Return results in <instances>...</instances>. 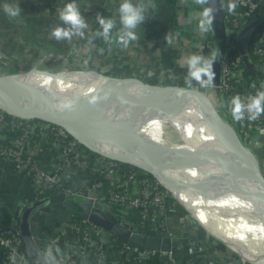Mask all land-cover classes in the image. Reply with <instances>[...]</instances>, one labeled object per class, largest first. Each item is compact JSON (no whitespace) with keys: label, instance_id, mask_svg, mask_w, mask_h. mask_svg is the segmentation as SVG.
Masks as SVG:
<instances>
[{"label":"crops","instance_id":"obj_1","mask_svg":"<svg viewBox=\"0 0 264 264\" xmlns=\"http://www.w3.org/2000/svg\"><path fill=\"white\" fill-rule=\"evenodd\" d=\"M16 2L22 10L21 15L19 18H9L3 10V3L0 1V51L2 52L0 57L6 61L10 57H17L18 53L21 52L20 56L30 58L28 61H20L16 67L23 68L25 66L38 65L46 71H54L61 68L62 64L69 65L72 60H80L78 53L72 52V50L82 52L81 47L90 49L89 55L81 56L82 58L89 61L90 57L93 56V62L95 60L100 61L99 57L104 54L105 50L108 51L109 47L106 49L103 43H99L100 45H98L96 50L95 46L98 43L93 46L88 45L92 31L94 28L100 27L97 23V13L105 18L115 19L117 21L116 27L120 28L118 8L122 0H76L88 27L83 30V37L76 35L70 41L63 40L67 44L65 50H54L51 43V38H53L51 32L62 22L59 19V11L62 9L63 3H60V0H17ZM132 2L135 4L139 0H132ZM153 2L156 8H149L146 13V20L136 29V34L139 38L131 41V47L127 48L124 53L121 52L120 45L115 42V35L118 29L114 30L112 34L114 48L110 49L111 53H114V65L123 66L125 70L128 69L132 72L124 76L137 77H140L139 74L141 73L139 72L145 75L153 74L154 66H157L159 68V73L157 74L159 83H163L162 80L165 74L170 72L175 79L181 81L180 85L188 86L185 76L186 69L180 65L183 63L184 58L193 52L205 54L198 47L204 40L211 42V47L213 50L215 49L212 46L214 34L217 32L214 21L213 30L207 34H201L197 28L201 9L195 5L194 0H153ZM195 7L199 9L195 12L198 15L192 16L193 8L195 9ZM243 8L246 10L248 6L246 5ZM177 23H180L179 26H176ZM46 24L51 25V29L46 36L43 33H41L40 37L35 34L34 36L33 33L35 32L25 28L29 26L34 28L42 27V25ZM183 25L192 29L193 33H191V36L189 35L185 38L181 33ZM167 33H171L175 37L172 44H168L165 40ZM226 35L225 27L224 37ZM2 43H13L15 49L11 55L5 52L1 46ZM36 43L40 45L38 48L35 45ZM185 43L186 46H184ZM31 48L35 51L34 56H31V51H33L30 50ZM57 55H60V58L55 57ZM46 57H49V60ZM249 61L251 62L250 58ZM102 64L110 65L108 63ZM194 84L197 83L194 82ZM207 88H203V90L207 91ZM221 100L222 96H220ZM223 112L226 115L225 108ZM5 130H13V128L4 129L0 131V134H11L9 133L11 131ZM247 138L250 143L260 142L263 145L261 148L264 147V137L253 134ZM36 143L35 145L33 141L30 142V145L34 146V155L37 162L45 167L59 165L69 190L77 189L78 193H80V196H78L67 192L68 197H76V199L93 198L101 201L110 207L112 211L120 212L126 220H128L127 217L130 218L132 215L138 217L136 224L143 229H139L134 224L139 231H152L147 224L141 225L139 223L141 217L138 209H135L134 213L128 216L124 211L126 207H119V204L114 203L108 205L109 203L99 199L102 193L113 186L111 180L103 176V166L108 160L98 156L89 166L87 165L88 162L82 165L77 164L75 161H72L74 162L72 163L60 158L58 144L52 138L43 137ZM90 185L93 186L91 187L93 195L90 197L81 194L80 191ZM81 186L85 187L81 189ZM36 196L33 182L17 169L11 160L0 157V226L8 227L10 220L14 216L17 217L20 212L22 203L30 201ZM118 208H122L120 209L121 211ZM159 216V227L157 230H161L163 234H171L178 238L177 246L172 248L167 258L161 257L158 251L143 255L138 250H125V244L117 241L116 237L106 231L101 236L93 234L94 239L103 241L105 247L98 254H94L92 249H86L82 259L83 264H254L248 259L246 261L245 257V259H240L233 250L227 247L224 241L212 232L210 233L206 226L201 224L176 197L168 199V205L161 209ZM67 223L68 217L64 212L54 213L53 211L40 215L33 220L32 224L40 226L37 236L43 250L50 241L56 239L58 241L57 246L61 250V254H63L65 249L74 242L68 231ZM193 242L196 244L194 248L191 246ZM0 264L19 263L9 262L3 250L0 249Z\"/></svg>","mask_w":264,"mask_h":264},{"label":"water","instance_id":"obj_2","mask_svg":"<svg viewBox=\"0 0 264 264\" xmlns=\"http://www.w3.org/2000/svg\"><path fill=\"white\" fill-rule=\"evenodd\" d=\"M209 6L216 10L214 18L216 31L224 37V7L220 0H209ZM259 21L260 19L249 21L236 34L237 49L247 65H250V61L243 45V38L246 32ZM211 50H213L211 42H208L203 48V52L207 56ZM33 69L39 70L38 68ZM213 70L214 79L218 80L220 60L213 64ZM89 71L93 75L82 92L77 95L70 94L71 102L64 101L62 106L57 107L38 103L21 84L12 78L11 73H0V109L20 118L37 119L59 126L88 148L90 156L98 154L103 158L142 168L157 176L165 185L166 177L173 175L175 169L158 154L152 153L148 146L167 151H173L172 147L158 142L150 143L147 139L141 144L138 154L120 153L97 146L85 132L84 125L95 117L99 104L108 95L134 96L162 111L176 105L194 121L209 123L215 130L213 137L200 139L192 144L190 149L181 152L178 156L180 162L178 165L184 167L196 162L200 155L211 153L215 161L220 163L217 171L224 172L221 167L231 166V170L238 171L244 177L246 181L245 193L253 195L256 200L264 201V172L258 157L242 139L236 126L220 113L207 91L196 86L189 87L176 83H151L137 76L109 74L96 68H91ZM126 135L131 139L137 137L136 134L129 131ZM230 158L232 160H229ZM230 161L233 163L227 164ZM205 181L209 187L210 180L205 179ZM67 192L80 196L77 189L69 190L64 183L62 188L56 192L44 193L30 201L23 202L17 217L14 216L10 220L8 228L17 233L21 248L31 264H45V252L41 248L37 236L40 226L32 223L40 215L49 211L76 215L94 223L143 255L158 251L161 257L167 258L168 253L178 244L176 236L163 234L161 230H157L155 233L139 231L121 213L112 211L103 202L93 198H71L68 197ZM178 201L180 202V200ZM191 246L194 248L196 244L193 242ZM61 264L63 263L61 262Z\"/></svg>","mask_w":264,"mask_h":264},{"label":"bare ground","instance_id":"obj_3","mask_svg":"<svg viewBox=\"0 0 264 264\" xmlns=\"http://www.w3.org/2000/svg\"><path fill=\"white\" fill-rule=\"evenodd\" d=\"M89 70L46 72L31 68L25 76L21 73L11 76L38 103L57 107L64 101L70 103V94L82 92L93 75ZM98 108L95 117L84 125V130L97 146L120 153L138 154L145 140L156 142L154 138L160 137L164 126L171 125L178 137L185 140L181 147L176 145L173 151H167L148 146L152 153L175 169L173 175L166 177L165 186L197 220L231 248L248 256L254 264H264V201L245 193L246 181L241 173L231 170L229 165L221 167L224 172L217 171L220 163L211 153L200 155L196 162L184 167L178 165L181 152L190 149L196 141L215 135L213 126L194 121L176 105L162 111L134 96L108 95ZM128 131L137 137H127ZM205 179L210 180L209 187ZM259 236L262 239L254 244L253 240Z\"/></svg>","mask_w":264,"mask_h":264},{"label":"built area","instance_id":"obj_4","mask_svg":"<svg viewBox=\"0 0 264 264\" xmlns=\"http://www.w3.org/2000/svg\"><path fill=\"white\" fill-rule=\"evenodd\" d=\"M258 0H237L236 11L239 12L242 21L257 8ZM248 8L243 11L244 6ZM199 10L197 7L193 8V15ZM230 31V30H229ZM226 28V33H229ZM246 35V34H245ZM244 35V36H245ZM264 30L259 33L258 39L253 43V52L259 56L264 55ZM244 41V39H243ZM247 39L244 41V48L246 50ZM207 40L199 44L200 50L207 45ZM220 60V76L218 80L214 79L211 86L208 87L209 94L216 92L217 96H222L221 104L226 107V116L235 126L239 133L244 137L253 134L264 136V115L255 121H249L247 117L240 122L233 120L228 109V100L239 94L242 99H245L249 94L254 95L257 91L264 89V83L244 86L239 83L242 76V68H229L230 59L235 63L240 62L242 56L240 53L230 55L228 49L221 52ZM247 53V52H246ZM248 55V54H247ZM255 66L264 72V61H256ZM78 70V69H72ZM231 80L237 82L240 89L237 93H233ZM211 89L213 91H211ZM212 96V95H211ZM216 96V95H215ZM225 98V99H224ZM220 100V99H219ZM2 111L0 109V131L4 130V120ZM229 113V114H228ZM228 120V119H227ZM10 135L0 134V157L7 158L12 161L13 165L19 169L25 176H27L35 185L36 191L44 192L45 189L51 188L53 192L60 190L65 183L64 176L61 174L59 165H51L45 167L39 164L35 158L34 146L30 142L37 144L43 137H50L58 144V152L60 158L65 161H75L77 164H85L87 156L80 153L78 150V141L72 138L61 127L54 124L40 121L31 118H20V120L11 123ZM246 142V141H245ZM74 163V162H72ZM150 176L148 171L142 168L124 167L121 162L115 160H108L103 166V176L111 180L113 186L111 189L100 195L102 201L107 203H116L123 207L136 208L140 212L139 223L141 225L147 224L152 231H156L159 227V215L161 209L168 205L167 195L169 189L153 174ZM93 186H87L81 190V194L86 196L93 195ZM134 227H137L134 224ZM67 228L72 236V242L64 253L61 254L63 264H83V255L86 249H92L95 246L98 253L102 252V242L94 239L93 234L102 235L107 230L90 223L86 226H79L76 223H67ZM138 230V229H137ZM108 232V231H107ZM19 237L16 232L12 230L0 229V249L3 250L9 262L19 264H31L25 256L22 248H19ZM57 247V241L52 240L48 243ZM47 245V246H48ZM125 250H136L129 245L124 246ZM46 248L44 249L45 252ZM93 250V249H92ZM154 253V252H151Z\"/></svg>","mask_w":264,"mask_h":264},{"label":"clouds","instance_id":"obj_5","mask_svg":"<svg viewBox=\"0 0 264 264\" xmlns=\"http://www.w3.org/2000/svg\"><path fill=\"white\" fill-rule=\"evenodd\" d=\"M194 3L201 9L197 28L201 34H207L213 30L216 10L209 6V0H194ZM222 7H226L227 12L234 13L237 8V0H228L226 6ZM149 8H156L153 0H139L135 4L132 0H122L118 8L120 28L116 31V43L127 47L131 41L139 38L136 29L146 20ZM3 10L9 18H19L22 11L18 4L9 3L3 4ZM59 19L64 26H57L51 32L52 37L57 41H70L76 35L84 36L83 30L88 27V24L81 14L76 0H71L62 7L59 11ZM97 23L101 30L95 35L102 37L105 42H112V33L116 29L117 21L97 13ZM174 38L171 33L165 35L168 44H172ZM221 57L222 53L218 47L211 50L207 56L202 52H193L186 56L180 66L186 69L185 76L188 86L192 87L193 82L204 88L211 86L215 77L213 64ZM228 109L236 122L243 121L246 117L249 121L259 119L261 115H264V89L257 91L254 95L249 94L245 99H242L239 94L232 96L228 100ZM44 260L45 264H61V250L55 247L54 243L49 244L44 253Z\"/></svg>","mask_w":264,"mask_h":264},{"label":"trees","instance_id":"obj_6","mask_svg":"<svg viewBox=\"0 0 264 264\" xmlns=\"http://www.w3.org/2000/svg\"><path fill=\"white\" fill-rule=\"evenodd\" d=\"M0 1L3 4L4 3L17 4V2H16L17 0L16 1L15 0H0ZM220 1H221L223 6H226V4L228 3V0H220ZM69 2H71V0H60V3H63L62 4L63 6L66 3H69ZM173 6H174V4H173ZM242 10L245 11L244 8H242ZM224 11H225V16H224L225 27L228 29V31L229 30L230 31L226 35V37H222V35L219 32L218 33L216 32L214 34L212 46H214V48L218 47L221 52L224 51L225 49H228L230 55H233L235 53H239V51L237 49V45H236V34L240 30V28L242 26H244L246 23H248L249 21L253 20V19H260V21L256 25L252 26L246 32V35L243 38L244 41L246 39L248 40L247 44H246V52H247V54H248V56H249V58L251 60L250 65H247L243 61L242 58H241L240 62H238V63H235L231 59L228 62H229V68H231V69H235L237 67H241L242 68V76L239 79V83H241L242 85L249 86V85H256V84L264 83V72L255 66V62L256 61H262V62L264 61V55H262V57L259 58V56L256 55L253 52V43H254V41L256 39H258L259 33L264 30V0H258L257 8L254 10V12L251 13V15L249 14L247 16V18H245L244 21H242V18L240 17L239 12H237L236 10H235L234 13H229V12H227L226 7H224ZM29 13H32V12H29ZM179 24L180 23H177L176 26H179ZM59 26H64V25L61 22ZM25 28L27 30L31 31V32H35V33H33V35L35 34V35L40 37L41 33H43V35L46 36L48 31L51 29V25L46 24L44 26L42 25V27L34 28L32 26H29V27H25ZM116 29H119V28L116 27ZM100 30H101L100 27L94 28V30L92 31V34L90 35V40L88 41V45L89 46H93V45H96V43H103L106 46V49H108L109 43L105 42V40L102 37L95 35V33L100 31ZM114 30H113V33H114ZM181 33L185 36V38H187L189 35L191 36V33H193V31H192L191 28L183 25V27L181 29ZM91 36H92V38H91ZM263 40H264V37H263ZM244 41H243V45H244ZM51 43H52V46H53L54 50H59L60 51V50H65L67 48V44L63 40L57 41L55 38H51ZM35 45L37 46V48L40 46L37 43ZM1 46L3 47V49L5 50V52L8 55H11L12 52L14 51V49H15L13 47L14 46L13 43H8V44L7 43H2ZM130 47H131V43H129L128 47H123V46L120 45L121 52H123V53L126 52V49L127 48L129 49ZM30 50H33V51H31V56L32 55L34 56V54H35L34 49L31 48ZM106 52H107V50H105L104 54L99 57L100 61L97 62V63L92 61L93 56L90 57V60L88 61V63L90 64V67L99 69V65L100 64H102V63H109L110 64V62H111V66L108 68V70L111 71L112 74L117 75L118 72H120V71H124L125 72V73H123V75H128V74L132 73L128 69L125 70V68L123 66L119 67V66L114 65V58H112L111 56H107ZM20 53H18L17 57H10L9 59H6V61H8V66L10 68L16 67L20 63V61L23 62V61H28L30 59V58H26V56H20ZM154 67H155L154 68V72L151 75H145L142 72H139V73H141V74H139L140 78H142L145 81L151 82V83H159V81H158L159 79H158V75H157L159 73V68L157 66H154ZM162 82L163 83H177V84H181V81L175 79V77L172 76L170 74V72L165 74V77L163 78ZM231 84L233 85V87H232L233 93L234 94L237 93V91L240 89V87L237 86L238 83L235 82V80H231ZM194 85L196 87L200 88V89L204 88V87H201L199 84H194V82H193L192 86H194ZM212 98H214V99H212L214 101V104H215V101L217 99L218 103H216L215 106L217 107V109L219 111L224 113L223 112L224 107H223V105L221 104V102L219 100L220 97L217 96V98H216L215 96H213ZM2 115H3L5 129H8L10 127L11 123L20 120V117H17L15 115H12V114L7 113L5 111H2ZM78 150L80 151V153H82L83 155L87 156V159H88L87 160V162H88L87 165L88 166L93 163V161L95 160L96 157L99 156L98 154H94L93 156H89V149L86 148L84 145H82L79 142H78ZM253 151L256 154V156L258 157L260 166H261V168H262V170L264 172V147L256 149V150H253ZM101 158H103V157H101ZM104 159L109 160L107 158H104ZM121 165L124 166V167H129L130 166V167H134V168L139 169L138 167L130 165V164H127V163H121ZM148 174L150 176H152L150 172H148ZM64 181L66 182L65 179H64ZM84 187L85 186H81V189L84 188ZM50 192H53V190L51 188L45 189L44 192H41V193L36 191V195L40 196V195H42L44 193H50ZM108 205H110V204H108ZM114 209H116V208L114 207ZM65 215L68 217V222H70V223L71 222L72 223H76L79 226H86V225L89 224L88 221L82 219L79 216L68 215L66 213H65ZM132 216L136 217L134 215H132ZM133 217L130 216V218L127 217V219L129 221H131V222L134 221L135 219H138V217L132 219ZM136 225L139 227V229H143L138 224H136ZM0 229H2V230H10L7 226H0ZM13 232H15V231H13ZM145 232H147V231L145 230ZM155 232L156 231H151V232H147V233H155ZM115 239L117 241H119V242H122L121 240H119L117 238H115ZM57 244H58V241H57ZM123 244L126 245V243H123ZM18 246H19V248H21L20 242L18 243ZM104 247H105V244L102 242V249ZM92 249L94 250V254H98V251L96 250L95 246H93Z\"/></svg>","mask_w":264,"mask_h":264},{"label":"rangeland","instance_id":"obj_7","mask_svg":"<svg viewBox=\"0 0 264 264\" xmlns=\"http://www.w3.org/2000/svg\"><path fill=\"white\" fill-rule=\"evenodd\" d=\"M98 45H100L99 43L95 46V49L97 50V48H98ZM103 46V45H102ZM184 46H186V43L184 44ZM100 47V46H99ZM82 48V52H78V51H74V50H72V52H75V53H78V57L80 58V60H72V62L71 63H69V65H66V64H62V66H61V68H59V69H57V70H54V71H58V70H71V69H91V67H90V64L88 63V61L86 60V59H84V58H82L81 56H87V54L89 55V53H90V49H88V48H86V47H81ZM114 48V38L112 39V42L111 43H109V49H108V51H107V55H111L112 56V58H114V53H111V51H110V49H113ZM188 48V47H187ZM186 48V49H187ZM190 48V47H189ZM188 50V49H187ZM2 52L0 51V55L2 56V54H1ZM71 53V52H70ZM55 57H57V58H60V55H57V56H55ZM46 58H48V60H49V57H46ZM141 58V57H140ZM143 58V57H142ZM96 59H98V58H96ZM0 73H4V74H9V73H11V74H20V75H23V76H25V75H27V74H24L26 71H28L29 69H31V68H38V69H41L38 65L36 66H25V67H23V68H21V67H13V68H10L9 66H8V61H5L2 57H0ZM138 60V59H137ZM141 60H143V59H141ZM97 62H99V60L98 61H96L95 60V63H97ZM109 64V63H108ZM72 65H74V66H72ZM111 66V62H110V65H105V64H100L99 65V69H101V70H103V71H105L106 73H109V74H112L111 73V71H109L108 70V68ZM123 73H125L124 71H120V72H118V74L117 75H123ZM124 76V75H123ZM208 89V88H207ZM210 90V89H209ZM209 90H208V92H209ZM211 91H213L212 89H211ZM212 95V96H211ZM216 95V96H215ZM211 98L213 97V96H215L216 98H217V94H216V92H212L210 95H209ZM212 99H214V98H212ZM214 102V101H213ZM216 103H218V101H217V99H216V101H215V104ZM220 104V103H219ZM224 107V106H223ZM224 108H226V107H224ZM220 113L226 118V119H228V121L229 122H231L232 123V121L229 119V118H227V116L224 114V113H222L221 111H220ZM229 114V113H228ZM233 124V123H232ZM169 125V124H168ZM165 125L164 126V128H163V131H162V133L160 134V137H155L154 138V141H156V142H158V143H160V144H163V145H165V146H168V147H174V146H176L177 145V147H181L182 146V143L183 142H185V140L184 139H181L180 137H178V135H177V133L174 131V128L171 126V125ZM234 125H235V123H234ZM240 136L242 137V139L244 140V141H246V143L249 145V147H251L253 150H256V149H258V148H261V146H263L262 144H260V142L259 143H250L249 141H248V138L247 137H244L241 133H240ZM258 141V140H257ZM167 198L170 200L171 198H174L173 197V195L170 193V191H169V194L167 195ZM176 199H178L177 197H176ZM179 200V199H178ZM181 202V201H180ZM114 204H116V203H114ZM181 204H183L182 202H181ZM119 207H123V206H120L119 205ZM119 209V208H118ZM120 209H122V208H120ZM119 209V211H121ZM135 209L136 208H129V207H127L126 206V209L124 210L125 211V213H126V215H131L132 213H134V211H135ZM190 210V209H189ZM115 211H117V210H115ZM116 213H120V212H116ZM190 213L191 214H193V212L190 210ZM194 216V215H193ZM131 217H133V216H131ZM195 217V216H194ZM193 217V218H194ZM196 218V217H195ZM136 222H137V220L135 219L134 221H132V224H136ZM206 228H207V230L208 231H210V233L212 232V230L210 229V228H208L207 226H206ZM219 237V236H218ZM220 238V237H219ZM221 239V238H220ZM226 239V238H225ZM258 239H262V237L261 236H259V237H256L254 240H253V243L255 244V243H257V240ZM222 241H224L223 239H221ZM226 245H227V247L228 248H230L231 250H233V252L238 256V257H240V259L241 258H243V259H245L246 261H247V259H248V261L250 260L249 259V257L248 256H245L244 254H242L239 250H237L238 252H236L234 249H232L230 246H229V244L227 243V242H224ZM240 244V246L242 245L241 243H239ZM262 247L264 248V245H263V242H262ZM245 257V258H244ZM251 261V260H250ZM252 262V261H251Z\"/></svg>","mask_w":264,"mask_h":264}]
</instances>
